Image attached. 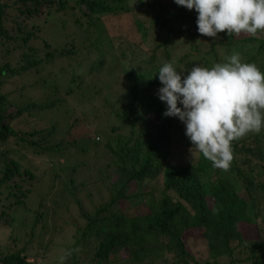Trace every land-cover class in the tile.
Here are the masks:
<instances>
[{"label": "trees", "instance_id": "trees-1", "mask_svg": "<svg viewBox=\"0 0 264 264\" xmlns=\"http://www.w3.org/2000/svg\"><path fill=\"white\" fill-rule=\"evenodd\" d=\"M139 3L145 13L157 11L150 28L134 18L130 0H0V230L8 231L0 264H49L45 236L57 217L74 243L52 264H264V127L232 142L227 171L200 153L193 167L185 125L164 116L167 105L157 95L164 63L172 62L183 78L197 64L211 69L228 62L240 44L258 46L246 61L264 72V32L207 37L198 32L195 9ZM55 6L82 12L78 32L59 53L50 50L56 41L49 44L26 21L47 8L52 30L61 28L66 21L56 19ZM122 16L133 24L127 27ZM111 19L119 30L106 24ZM103 38L114 51L98 49ZM202 40L209 44L205 52ZM35 42L47 48L46 59ZM189 45L174 60V52ZM92 50L99 57L81 74L72 71L60 92L54 72ZM141 52L148 55L147 70L129 71L125 62ZM114 69L125 86L107 95L98 83ZM26 74L36 75L31 87L54 89L36 98L20 84ZM59 109L70 113L67 129L47 122L45 113Z\"/></svg>", "mask_w": 264, "mask_h": 264}, {"label": "clouds", "instance_id": "clouds-1", "mask_svg": "<svg viewBox=\"0 0 264 264\" xmlns=\"http://www.w3.org/2000/svg\"><path fill=\"white\" fill-rule=\"evenodd\" d=\"M175 3L195 9L203 36L216 38L226 31L229 37L242 32L255 37L264 32V0ZM157 73L163 85L157 95L167 105L164 116L177 117L185 124L193 145L189 149L192 166L200 153L214 168L227 171L233 160L232 142L264 127V72L254 63H242L235 53L211 69L197 64L183 78L172 62L164 63Z\"/></svg>", "mask_w": 264, "mask_h": 264}, {"label": "rangeland", "instance_id": "rangeland-1", "mask_svg": "<svg viewBox=\"0 0 264 264\" xmlns=\"http://www.w3.org/2000/svg\"><path fill=\"white\" fill-rule=\"evenodd\" d=\"M164 4L167 5H171L173 3H175V0H161ZM71 2H74V0H71ZM138 0H130V4L132 5L133 3L136 5L133 8V13H134V18L146 23L148 25V28H150L149 26L150 24V20L151 18H153L155 16V14L157 13L154 12V10H151L150 13H145L144 9L142 7H140V3L137 4ZM57 8H59V6H55L53 7V11L55 13H53L56 17V19H59V17L62 18L66 21V24L62 27H66L63 31V33H59V30H62L61 28H55L54 27V31L57 29V33H55L52 30L53 27V21L50 20L48 18V13H47V8L39 13V14H33L31 16H28L26 18V21L29 23V25L33 28L35 26L36 29L40 28L39 30L42 31V36L45 38L47 37L49 44L53 41H56V45H52V47H50L51 51L54 53H59L61 49H63L65 46L67 48V45H70V40H72L73 36L70 40L69 39V35L72 34V32L74 31V29L76 28V32H78L77 27L76 26V19L79 18L78 15H82V12L77 9L76 11H62V12H57ZM123 17V18H122ZM120 18L124 19L126 21V26L129 27L130 24L132 25L133 23H131L134 18H130L129 16H122ZM133 17V16H132ZM107 25H111L113 27L114 30H119V25H118V20L116 19H111L109 22H106ZM35 29V32H38V30ZM80 31V30H79ZM40 33V32H39ZM41 34V33H40ZM80 34V33H78ZM52 36V37H51ZM59 39H57V37H60ZM67 39V40H66ZM86 42L85 45H90L92 44V42H88L87 38H83ZM132 39V38H130ZM109 38L106 39H102L98 49L100 51H104V52H109L108 49H110L112 51L113 49V45L111 46V43L108 42ZM133 40V39H132ZM204 42V45L201 47V51L205 52L206 50H208V45L206 40H202ZM148 44H152V48L155 47L156 43L153 42L152 40L148 42ZM35 45L37 47V49H39L38 54L39 57H42L43 59H46V50L47 48L41 43V42H35ZM115 45L118 46V41L115 42ZM83 47V46H82ZM92 47L95 49V47L92 45ZM189 46H186L182 49H178L174 52L173 54V58L174 60H180L183 55L185 54V52L187 50H189ZM59 48L58 51H56ZM68 49V48H67ZM23 50H26V48H21L19 49V51L17 50L15 53V57H18L20 55V52H22ZM115 49H113L114 51ZM258 50V46L256 44H246V45H238L235 50H234V54L238 53L241 59L242 63H247V59L254 53H256V51ZM110 51V52H111ZM143 52V51H142ZM142 52L140 53V55L138 56H132L129 59H127L128 61H126L125 63L128 65H131L129 67V71L131 70H136L134 71V73H140L142 71H146L147 67L145 65V61L148 59V55H146L145 53L142 54ZM84 53V52H83ZM86 53V52H85ZM247 53H251V55H248ZM99 57L98 53L96 50H92L91 54H83L82 56H80L79 60H76L75 63L71 66H67L66 69H60V70H56L54 73H56V80L58 81V86L60 88V92L63 91L66 86L69 84L70 78H71V73L72 71H75L77 74H81L82 71L85 70V68H88L91 64L92 60H95ZM106 60H107V64L105 65V67L108 66V64L110 65L111 62H109L108 60V55L105 56ZM50 60V59H49ZM87 61V62H86ZM85 62L87 64H85ZM48 66V65H47ZM184 64L182 63L181 65V71L182 73H184ZM149 69V68H148ZM127 66L125 68V71L127 72ZM104 74V73H103ZM138 75V74H136ZM134 75V76H136ZM104 76V75H103ZM123 74H121V72L118 71V73L116 74V69H114L111 74H107V77L105 78L106 80H103V83L101 84V79L100 78V83H98L99 86H102V88H104L103 90H105V93H109L112 91V89H114V91H116L117 93L121 94L122 93V88L125 86L124 83H122V81L120 79H123ZM54 77L51 78V80ZM36 81V75L35 74H26V76L23 78H21L20 80V84L22 83H26L28 89L31 91V93L36 97V98H40L41 96L46 95V92L48 90H52L54 89L51 85H49L47 87V85H45L44 87L40 86L39 89H35L33 87H31V84L34 83ZM110 81V82H108ZM140 81H145L144 79L140 78ZM35 90V91H33ZM104 93V94H105ZM103 97V95H102ZM76 102V101H75ZM74 103V102H73ZM73 105L74 109L77 110V113H80V109L77 105L71 104ZM53 110V111H49L48 113H45L47 115L48 121L47 122H56L58 121L61 125V128L63 129H67V127H65L68 122L70 121L71 117H70V113H68L65 110ZM85 112V111H84ZM83 113V112H82ZM37 116V114H36ZM81 119H84L82 117V114L80 115ZM85 125V124H84ZM185 124H183L184 126ZM88 127H92V126H88ZM87 127V128H88ZM216 170H212V177H216L218 175V172L215 173ZM55 175H53L52 177H54ZM51 177V178H52ZM72 213L73 215H75V210L72 209ZM67 216L66 214H63V217ZM59 217L52 219L49 222V232L46 234L45 236V241L49 243L48 249H47V258H48V263L52 264L54 262V260H57L56 262H59L63 259V255L67 252V248L65 249V247L68 244H73L74 243V237L72 235V233L70 231H65L64 229L61 228L60 225H62V221L63 219H60ZM56 224L58 226H60L59 229H56ZM62 229V230H61ZM7 236H8V231L4 232L3 230H0V242L4 244V246L6 245L7 242Z\"/></svg>", "mask_w": 264, "mask_h": 264}]
</instances>
